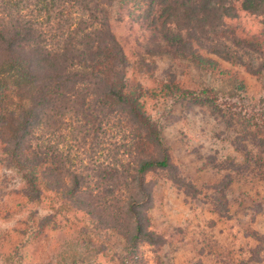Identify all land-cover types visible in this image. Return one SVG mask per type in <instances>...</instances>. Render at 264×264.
Listing matches in <instances>:
<instances>
[{"label":"rangeland","instance_id":"rangeland-1","mask_svg":"<svg viewBox=\"0 0 264 264\" xmlns=\"http://www.w3.org/2000/svg\"><path fill=\"white\" fill-rule=\"evenodd\" d=\"M104 9L125 54L126 86L142 88L163 144L149 143L124 106L90 125L68 115L82 188L72 193L71 175L55 174L32 202L0 129V264H264L263 19L239 12L221 33L184 32L183 48L134 23L117 1ZM177 89H209L218 102L182 100ZM47 130L27 145L43 146L35 139ZM165 155L169 167L138 175L142 158ZM131 210L153 235L137 248Z\"/></svg>","mask_w":264,"mask_h":264},{"label":"trees","instance_id":"trees-1","mask_svg":"<svg viewBox=\"0 0 264 264\" xmlns=\"http://www.w3.org/2000/svg\"><path fill=\"white\" fill-rule=\"evenodd\" d=\"M115 1L135 18L134 23L183 48H188L181 40L184 32L221 33V24L242 11L261 17L264 24V0H0V129L3 138L10 139L3 142L10 161L33 189L32 202L41 199L44 184L51 183L55 174L71 175L72 193L82 188L80 162L72 159L68 148V139H73L66 134L70 126L63 122L68 115L76 123L90 125L99 122L105 109L124 106L148 131L149 143L163 144L161 129L154 128L143 110L142 88L126 86L125 54L104 9ZM179 91L182 100L218 102L209 89ZM42 125L48 129L46 139L35 140L43 146H28ZM169 165L167 155L142 158L138 175ZM136 182L144 190L143 179ZM127 205L132 209L134 201ZM131 214L137 221L131 239L137 248L139 239L152 241L153 235L143 229L140 214L132 210Z\"/></svg>","mask_w":264,"mask_h":264}]
</instances>
